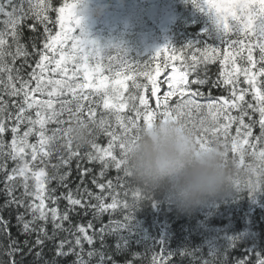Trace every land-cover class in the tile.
I'll return each instance as SVG.
<instances>
[{"label":"snow or ice","instance_id":"1","mask_svg":"<svg viewBox=\"0 0 264 264\" xmlns=\"http://www.w3.org/2000/svg\"><path fill=\"white\" fill-rule=\"evenodd\" d=\"M192 2L211 21L219 44H189L183 49L166 46L147 62L133 64L124 53L117 51L118 55L114 58L111 52L101 50L94 41L78 34L81 22L76 9L79 0L73 3L65 0L59 8L53 6L52 0H0V23L3 25L0 28V173L4 174L5 207L14 205L17 209H24L17 213V224L23 234H36L34 246H43L46 240H55L59 233L65 232L73 238L59 240L56 256L74 254L76 260L73 264H91L93 257H99L98 264H116L111 255L94 248L87 252L89 259L85 260L84 244L86 242L92 246L99 239L101 247H104L105 236L116 234L119 241L116 248L122 250L135 235L133 221L139 199L151 200L152 197H141L140 190L136 189L134 200L129 204L126 200L122 202L118 199L116 189L131 178L126 171L129 143L142 128L151 127L157 119L181 122L195 134L202 147L222 143L229 152L238 154V161L235 157L230 159L237 167L244 165L245 155L250 154L257 163L245 167L250 173H259L260 178L247 182L244 188L253 195L264 190V80L259 79L264 77V0ZM50 12L57 13L54 20L49 16ZM30 20L34 23L28 24ZM41 25L43 32L39 33ZM57 25L59 31H54ZM25 26L33 33H39L31 37V53L22 43ZM164 52H171L172 60H182L181 67L185 71L181 73L173 68L171 75L158 80L160 66L157 65L155 75L150 66ZM105 53L110 72L113 71L111 61H118L113 76L115 85L111 87L107 83L108 77L103 76L101 70ZM30 56L35 58L34 67L28 61ZM18 58H23V63L17 68ZM90 61L95 62L94 67L90 66ZM217 61L220 71L216 80L210 82L205 75V78L197 77L191 81L201 87L208 86V93L205 94L200 88L192 91L188 76L196 72L201 64L207 66ZM238 61H243V65ZM25 65L31 69L27 78L21 75ZM140 65L143 68L138 75L144 76L148 82L126 77L132 80L133 90L129 92L125 79L116 77L121 76L125 67L131 69ZM81 73L83 82L80 81ZM242 83L248 87H241ZM163 85L167 87L162 91ZM213 88L221 89V94L213 96ZM36 94L42 98H36ZM249 94L251 100H246ZM4 96L18 99L5 100ZM65 96L70 98L61 99ZM97 108L103 110L99 117ZM65 113L68 115L67 121L61 118ZM257 113L258 120L253 119ZM85 122L91 126L93 138L87 146L88 150L82 154L80 148L72 147L67 131L74 123ZM66 123L69 124L67 128L64 127ZM49 124L58 125L51 130V134L47 127ZM257 124L260 135L250 143L249 138L253 137V128ZM233 125H236L234 135ZM6 132L11 133L10 144L4 139ZM102 135L108 138L106 146L97 142ZM33 136L36 142L30 143ZM63 137H67L63 145L67 155H61L59 164L51 165L56 174L49 176L46 162L52 156L51 146ZM257 144L261 147L257 148ZM245 145L248 147L245 148ZM73 158L78 160L81 184L92 169L84 168L79 161L87 160L100 165L99 176L94 175L91 181L99 189V194L86 186L83 189L78 187L75 193L69 189L67 195L62 197L69 207L61 212L58 207H49L46 203L51 199L52 204H56L60 199L46 196L47 185L50 180L57 179L65 188L68 187L64 181L71 174L70 167L63 174H59V169L70 166ZM8 159L15 164L11 170L6 163ZM110 168H114L118 174L123 173L122 177H116V184L112 179L104 182ZM18 187L23 189L19 196L15 195ZM235 188L241 190L239 185H235ZM124 195L126 197L127 192ZM109 196L112 201L106 204ZM93 200L95 203L91 202ZM118 205L125 213L122 220L110 221L98 231L94 230L93 221L75 228L64 226L66 221L71 224L69 213L74 212L77 206L84 210V215L91 209L93 220H99L105 212L115 210ZM26 215L31 218L26 219ZM49 222L53 227L51 235L47 231ZM0 225L7 233L8 222L3 217H0ZM90 229H93L91 235ZM125 232L127 236L123 235ZM28 245V240H25L24 246ZM10 249V254L22 251L14 239H10ZM28 250L31 252L32 247H28ZM40 255V252L36 253L38 258ZM239 264H246V261ZM258 264H264V258Z\"/></svg>","mask_w":264,"mask_h":264},{"label":"trees","instance_id":"2","mask_svg":"<svg viewBox=\"0 0 264 264\" xmlns=\"http://www.w3.org/2000/svg\"><path fill=\"white\" fill-rule=\"evenodd\" d=\"M61 1L63 0H52L53 6L59 8ZM85 1L91 4L93 9H91L90 13L84 15V11L88 10L82 8L86 24V34L84 36L94 41L101 50L111 52L114 58L118 55L117 51L124 53V50L128 46L127 48L130 51L129 57L131 56L135 60L134 64L148 61L141 55V33L147 24L145 16L143 15L142 5H149V0ZM183 3L180 0L176 2L178 5H182ZM55 13L50 12L49 16L53 19ZM189 13L187 9H183L181 12L184 23L182 28L184 32L191 36L197 28L187 22ZM27 23L32 24L34 21L30 20ZM2 27L3 25L0 23V28ZM42 32L43 26L41 25L39 26V33ZM39 33H33L27 26L23 28L22 43L27 46L30 53L32 52L31 37L33 35H39ZM78 34H81V32L79 31ZM134 47L135 49H132ZM183 48H185L183 41L182 43H177L176 49ZM104 55L105 59L101 63V70L103 76L108 77L109 80L113 78L114 71L110 72L108 70L109 61L107 54L105 53ZM177 55H187V53H177ZM28 61L34 67L35 58L30 56ZM238 62L241 65L244 63L243 61ZM22 63L23 58H18L16 67L18 68ZM111 63L113 69L116 70L118 61L113 59ZM89 64L91 67L95 66L94 61H90ZM156 67L153 63L150 66L153 75H155ZM142 68L143 65H140L139 67L132 68L133 70H127L124 77L132 76L138 82L147 83L148 81L144 76L138 75ZM30 71L31 69L25 65L21 75L27 78V73ZM219 71V61L214 64H208L207 66L201 64L197 68V71L191 74V77L194 79L197 77L205 78L206 75L211 82L216 80ZM242 79L243 77H241ZM129 80L126 84L130 92L133 89L131 87L132 80ZM80 81L83 82L82 73L80 75ZM97 81H99L98 77ZM109 86L111 87L112 84ZM240 86L248 87L243 83ZM197 88H200L205 94L209 91L208 86L201 87L195 84V90ZM211 92L213 96H217L221 94L222 90L213 88ZM127 94L126 92L125 95ZM36 98L40 99L42 97L36 94ZM61 98L68 99L70 97L65 96ZM4 99L17 100L18 98L4 96ZM43 99H47V97H43ZM95 99H98V97ZM246 100H251V94L246 96ZM101 112V108H97L98 117ZM233 114L236 113L234 112ZM61 118L67 121V113ZM245 119L248 122L247 118ZM253 119L258 120V113ZM47 127L49 134H51V130L58 127V125L49 124ZM64 127H69V124L66 123ZM235 127L236 125H233V135L235 134ZM259 135L260 128L257 124L253 128V137L249 138L250 143H253L254 137ZM4 139L6 143L10 144L11 133L6 132ZM107 140L108 138L102 135L97 142L102 146H106ZM29 142L35 143L36 137H30ZM66 142L67 137H63L51 146L52 156L46 162L49 165L47 168L49 176L56 174L51 168V165L59 164L61 155H67V149L63 147ZM72 147L75 148L74 145ZM247 147L245 145V148ZM256 147L260 148L261 146L257 144ZM87 150V146L80 148L82 154ZM233 157L238 161V154L230 151L229 158L231 159ZM79 162L84 168H91L92 172L83 178L84 183L81 184V176L77 169V158H73L70 166L61 167L59 174L69 171L70 167L71 174L64 181L68 187L65 188L57 179L50 180L47 185L46 196L50 198L58 197L60 199H57L56 204H52L51 199L47 200L46 203H48L49 207H58L61 212L67 209L69 207L68 202L62 197L67 195L69 189L75 193L78 187L83 189L86 186L93 193L99 194V189L91 181L94 175L99 176L100 165L89 163L87 160ZM6 163L9 170L15 166L14 162L10 159ZM253 163L257 162L250 154H247L244 158V165L237 167L235 164L238 173L235 179V185H239L241 190L233 187L229 190V194L211 198L193 210L182 211L178 209L174 203L170 202L162 194L152 196L151 200L139 199L133 221L135 235L131 238L129 244L122 248V250H117L116 245L119 242L118 236L116 234L106 235L104 238V247H101L99 239L92 246L85 242L84 259H89L87 252L94 248L105 252L106 255H111L112 259L116 261V264H205V262H208V264H224L225 259L226 264H239L240 261H246V264H258V261L264 258V190L258 191L253 195L244 188L247 182L260 178L259 173H250L245 167ZM118 175L122 177L123 173L118 174L114 168H110L106 173L104 182L107 179H112L113 183L116 184V177ZM3 188L4 174L0 173V217H3L8 222L7 233L3 231V225H0V264H45V262H48V264H53V262L54 264H73L76 260L74 254L56 256L59 240L65 237L72 239L73 237L69 233L61 232L55 240H46L43 246H34L36 234L34 233L31 236L23 234L17 224V213L23 212L24 209H17L14 205L5 207L7 197L4 194ZM136 189H139L138 186L133 183L131 178H128L123 186L117 187L116 189L118 199L122 202L126 200L131 204L134 200V190ZM22 191V187H18L15 195L19 196ZM125 192H127L126 197L124 195ZM140 192L141 197L148 196L143 190H140ZM105 194L107 195V193ZM111 201L112 198L109 196L105 203H111ZM91 202L95 203L94 200ZM124 214L118 205L115 210L105 212L99 220H93L91 209L88 210L87 215H84V210L77 206L74 212L69 213L71 224L66 221L64 222V226L65 228H75L79 224L86 226L89 221H93L95 225L94 230L98 231L100 227L108 224L110 221L122 220ZM30 218V216L26 215V219ZM47 231L49 235L53 232L51 222L47 225ZM92 232L93 229H90L89 234L91 235ZM123 235L127 236V233L125 232ZM10 239L16 240L22 251L10 254ZM25 240L29 242L28 247H32L31 252H29L28 247L24 246ZM65 251H67V248H65ZM77 251L79 250L77 249ZM37 252L41 253L39 258L36 256ZM98 260L99 257H93L91 264H98Z\"/></svg>","mask_w":264,"mask_h":264},{"label":"clouds","instance_id":"3","mask_svg":"<svg viewBox=\"0 0 264 264\" xmlns=\"http://www.w3.org/2000/svg\"><path fill=\"white\" fill-rule=\"evenodd\" d=\"M67 136L72 145L83 148L93 131L86 122L74 123ZM228 152L222 143L202 147L179 121L157 119L129 143L126 171L149 197L165 195L178 209L189 211L235 187L238 173Z\"/></svg>","mask_w":264,"mask_h":264}]
</instances>
